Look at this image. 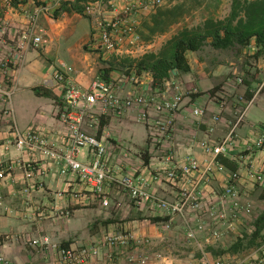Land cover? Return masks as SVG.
<instances>
[{
  "label": "crops",
  "instance_id": "1",
  "mask_svg": "<svg viewBox=\"0 0 264 264\" xmlns=\"http://www.w3.org/2000/svg\"><path fill=\"white\" fill-rule=\"evenodd\" d=\"M14 1L28 10L37 4L54 3V0ZM223 1L165 0L155 8L138 11L130 9L137 0H63L57 16L46 13L39 16L37 24L42 29L44 43L28 48L22 64L13 68L17 90L11 100L12 117L0 131V257L6 259V264H57L60 247L89 243L99 244L100 252L88 264H138L136 258L142 252L150 255L148 264H225L222 259H235L243 253L240 246L235 250L232 245L236 242L241 245L244 238L250 239L255 219L264 212V186L254 182L249 169L251 163L254 169L264 172V144L261 148L254 146L264 127V52L256 53L258 47L253 41L247 46L254 60V66H248V76L226 77L218 89L215 86L223 79L219 75L221 69L208 71L207 63L198 57V50L186 51L190 69L165 80L161 89L169 95L179 93L182 97L174 113L173 131L164 144L150 146L149 130L146 123L138 120L137 107L120 114L113 111L98 114L91 128L97 137L108 141L112 149L111 163L119 167L120 174L143 176L148 190L160 197L175 199L180 189L187 187L186 181L154 180L152 158L162 155V149L167 146L176 159L194 158L203 165L208 155L202 144L222 139L242 112L233 131V148L224 155L236 168L233 170L219 162L221 167L200 190L205 202L214 204L215 192L221 190L231 172H236L233 182L243 202L251 207L249 213L232 216L225 200L223 205L217 203V209L226 212L224 223L218 225L206 213L169 217L152 205H135L115 180L105 182L99 192L80 183L72 173L61 174L55 162L38 155L34 159L40 169L28 178L22 163L30 159L29 153L5 143L13 124L20 130L41 131L58 149L65 151L68 135L60 121L61 90L52 79L56 67L64 64L68 76L87 88L94 78H100V70L108 66V61L116 64L125 57L158 51L182 29L187 14L199 12L204 20L223 18L228 11L224 9L223 12ZM75 3L83 9L92 5L94 13L86 15L65 8ZM126 9H130L129 12H124ZM0 12L4 14L2 8ZM116 14L136 23L144 48L134 46L131 48L135 52L126 54L124 50L130 45L125 42L120 54L101 52L94 32L95 23ZM4 15L14 27L20 28L26 23L21 14L8 11ZM231 68L229 66L226 71L230 72ZM133 73V69L127 73L122 67L109 71V79L115 82L119 95L158 90L152 87L148 71L136 74L134 81L129 77L118 81L123 75ZM247 91L251 93L249 99L245 97ZM221 97L225 101L223 105ZM195 106L202 107L204 113L194 115L192 108ZM218 111L220 118L213 122L212 116ZM78 158L87 160V150L81 149ZM59 191L63 193L60 197L56 194ZM103 199H107L106 205ZM188 220L192 223L202 221L205 226L192 242L185 236ZM167 223L169 227L165 229ZM215 227L220 230L217 239L212 235ZM120 233H128L134 239L129 247L111 246L106 242L108 236ZM33 239H46L47 242L33 244ZM143 240L145 242L140 243ZM260 240H264V228L261 236L255 239ZM259 248L247 246L244 252L255 258L260 254Z\"/></svg>",
  "mask_w": 264,
  "mask_h": 264
},
{
  "label": "built area",
  "instance_id": "2",
  "mask_svg": "<svg viewBox=\"0 0 264 264\" xmlns=\"http://www.w3.org/2000/svg\"><path fill=\"white\" fill-rule=\"evenodd\" d=\"M63 0H54L52 5L37 4L31 10L23 5L15 4L14 0H0V8L4 14L8 11L21 14L25 17L26 23L20 28L11 25L10 21L1 15L0 12V131L4 123L12 117V95L16 90V81L12 70L18 67L24 60V53L30 47H38L44 43L42 29L38 27V19L42 13L53 15L54 11L61 5ZM165 0H137L130 9L147 10L161 5ZM126 9L124 12H129ZM92 15L94 9L92 5L84 7L83 12ZM95 31L99 40V49L106 54H120L121 46L127 42L130 48L124 50L126 54L135 52L131 47H139L142 44L137 31L136 23L122 17L119 14L110 18H100L95 23ZM61 64L52 73V79L61 90L62 110L60 121L65 127L68 135V147L65 151L58 149L54 142L37 129L27 128L20 130L16 125H10V137L6 139L7 145L14 146L17 150L27 151L30 159L22 163L25 176L31 178L35 171L40 169L36 164L34 156L52 160L58 165L61 174H74L80 183L91 186L96 191H101L105 182L116 181L120 187L128 193L129 198L138 207L149 204L156 207L161 213L169 217L179 215L185 217L188 213H206L217 221L224 223L226 212L219 210L218 204L226 200L232 216L242 213H249L251 207L243 202L241 193L233 179L236 172H231L230 176L222 185L221 190L215 192L216 202L206 203L202 198L201 188L206 187L211 181V177L221 164L217 160L218 155H227L234 145V128L242 117V112L238 114L235 124L228 133L216 143H203V151L208 155L202 165L194 158L178 160L173 152L165 146L162 155L152 158L155 168L153 179L157 181L167 180L178 182L185 180L187 187L181 188L175 199H167L158 196L153 191L146 188V179L143 176H135L131 173L120 174L119 167L111 163L112 149L104 139L97 137L91 128L96 121L98 114H106L113 111L122 113L133 107H137V118L146 123L150 142L155 145L164 144L165 138L171 134L174 126V113L180 107L181 94H168L166 90H149L146 92H136L126 96L117 93L114 81H105L99 77L94 78L87 88L81 87L74 82ZM129 77L132 81L137 79L135 73L123 75L118 81ZM117 81V83H118ZM225 103L221 101V105ZM192 113L200 116L204 113L203 108L195 106ZM220 111L212 116L213 122H218ZM264 144V127L254 142L256 148H261ZM81 149H86L88 159L83 161L78 158ZM37 157V156H36ZM249 169L253 180L257 184L264 186V172L254 169L249 163ZM57 196H62V192H57ZM102 203L106 205L107 199ZM218 203V204H217ZM169 227L168 223L164 228ZM204 222L195 223L186 221L185 236L188 241L196 239L199 232L204 230ZM211 230V229H210ZM214 239L220 236L219 228L215 227L212 232ZM134 239L128 233L108 236L106 242L111 246L129 247ZM46 243L47 240L33 239L32 243ZM139 244L138 241H135ZM145 241H140V243ZM135 243V244H136ZM136 244V245H137ZM259 251L264 254V243ZM100 246L96 243L84 244L79 247H60L57 264H88L91 259L97 257ZM129 259H133L130 255ZM150 255L142 252L136 258L138 264H148ZM2 264L6 263L0 257ZM217 264H220L217 262Z\"/></svg>",
  "mask_w": 264,
  "mask_h": 264
},
{
  "label": "trees",
  "instance_id": "3",
  "mask_svg": "<svg viewBox=\"0 0 264 264\" xmlns=\"http://www.w3.org/2000/svg\"><path fill=\"white\" fill-rule=\"evenodd\" d=\"M65 8L83 12V8L77 3ZM58 10L59 7L54 11V16H57ZM251 41L258 47L256 53L264 52V0H232L230 12L225 18H207L195 27H184L158 51H147L138 57L122 58L116 63L118 67H115V62L108 61V66L100 70V78L110 81L109 71L119 67L124 68L127 73L133 69L137 75L148 71L152 77V87L161 90L165 80L190 69L185 56L187 50H199L206 43L215 49H227L236 45L246 47ZM245 97L249 99L251 93L245 92ZM217 160L233 170L236 168L224 155H218ZM263 228L264 212L254 221L250 243L261 236ZM239 246L240 242H236L232 248L237 250Z\"/></svg>",
  "mask_w": 264,
  "mask_h": 264
},
{
  "label": "rangeland",
  "instance_id": "4",
  "mask_svg": "<svg viewBox=\"0 0 264 264\" xmlns=\"http://www.w3.org/2000/svg\"><path fill=\"white\" fill-rule=\"evenodd\" d=\"M206 1V0H205ZM213 1V0H209ZM231 2L232 0H224L223 3V12L224 9L228 10L227 12L224 13L223 18H225L231 9ZM211 5V4H210ZM187 14V13H186ZM187 19L182 25V28L184 27H195L197 25H200L204 19L201 17L199 12H191L189 15L187 14ZM221 18V19H223ZM214 19V18H212ZM218 19V18H217ZM199 59H202L207 63V69L214 70V68H220L222 72H220L219 75L220 77H223L222 81L218 83L215 88H220L221 83L223 80L226 79V77H247L248 73H250V68L248 66L252 67L254 66V60L253 55L250 53L249 47H240L238 45L227 48V49H215L211 47L208 43H206L201 49L197 51ZM232 66L230 72H227L226 69L229 66ZM207 71V72H208ZM180 74H177L179 76ZM17 90V89H16ZM14 94L12 95L13 99ZM222 98V97H221ZM223 100V98H222ZM160 143L157 144L159 146ZM150 146H153L152 143H150ZM163 151V149H162ZM251 239V238H250ZM249 238H244V242H241L240 245V250H242V254H238L237 258L232 259V258H224L222 261L225 262V264H232V263H237V264H264V254L260 252L257 257L252 258L251 256H247V253L244 252V248L247 246H251L253 248H258L264 243V240L260 241H254L252 243L249 242ZM239 248V247H238ZM5 259V258H4ZM6 260V259H5ZM6 264V263H5Z\"/></svg>",
  "mask_w": 264,
  "mask_h": 264
}]
</instances>
